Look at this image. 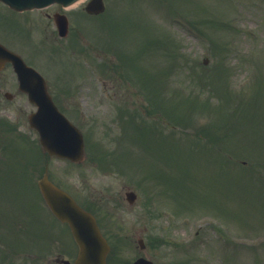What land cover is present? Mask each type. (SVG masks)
Here are the masks:
<instances>
[{
	"label": "rangeland",
	"instance_id": "obj_1",
	"mask_svg": "<svg viewBox=\"0 0 264 264\" xmlns=\"http://www.w3.org/2000/svg\"><path fill=\"white\" fill-rule=\"evenodd\" d=\"M104 2L108 8L104 13L111 12L120 18H111L113 26L104 22V13L96 20L79 18L80 23L85 22L87 26L83 28L87 35L83 37L84 41L100 47L101 44L92 40L93 33H113V40L119 47L117 53L123 54L121 60L127 66L133 69L131 58H135V63L141 69L154 68L155 74L162 75L159 80L168 78V88L171 89L177 85L172 84L169 70L173 63L172 57L179 50L184 64L179 62L180 75L174 80L178 82L181 79L184 89L174 101L176 106V102L183 103L176 110L180 112L179 116H184V122L180 124L188 127L171 131L162 125V129L155 134L159 139L155 143H149L146 135L138 136L133 141L130 166L126 168L132 169L133 175L126 173V170L124 173L117 170L102 172L90 169L87 165H74L56 159L49 161L52 179L59 186L61 183L68 187L80 201L91 200L96 204L100 219L108 221L109 231L121 238L120 247L117 248L121 259L130 260L137 251L141 253L136 246V239L148 236V240L155 242L142 253L150 255L155 264H264V223L260 220L264 217V202L256 207L255 190L238 182L242 177L248 179L256 174L263 181L264 188V0ZM216 16L228 20L230 27L224 32H213L215 37L211 43L207 42L208 39H202L187 21L194 20L200 26L210 28L205 27V31L211 34V27L216 31V26L212 25ZM5 22L10 27L11 24ZM231 22L236 28L232 27ZM99 23L108 27L96 29ZM229 35L235 36L232 45L228 40ZM168 42H172L171 47ZM33 43L37 44L35 41ZM50 45L48 40L40 44L44 55ZM109 54L113 55L112 52ZM88 55L85 57L88 58ZM35 56L44 57L41 53ZM90 58L89 55L88 61L92 65L96 64L90 72L85 63L86 74H91L87 80L91 90L100 88V79L97 78L101 73L105 88L124 89L133 86L100 70L99 61H90ZM203 58H207L206 63H203ZM36 61L40 62V57ZM255 66L259 74L255 73ZM152 77L155 78L154 75ZM163 87L164 82L160 89L162 95ZM199 89V93H205L197 100L195 94ZM225 94L229 96L223 105V115L232 110L238 113L218 118L216 107ZM133 95V98L142 100L141 95ZM166 100H169L168 97ZM26 108L27 112L32 110L28 101ZM101 110L102 114L99 113ZM94 111L99 119L103 115L105 119L107 115H115L114 110L106 109V106L90 112ZM195 114H198L197 119ZM212 122L216 124L211 126ZM201 126H205L206 140L189 139L186 128L191 129L190 134L197 136L200 132L195 130ZM206 126L211 127L208 129ZM97 129L101 130L99 127ZM165 136L166 139L160 140ZM146 175L148 178H144ZM164 179L168 180L169 187L165 185ZM144 187H147V192ZM129 188L137 193L133 207L129 206L124 196L125 190ZM4 190L5 194L15 193L17 198L23 197L25 200L32 194L38 196L36 186L28 182V172L15 185L6 186ZM239 195H252V199L239 198ZM148 199L153 202L155 209H150L155 216L150 215L145 205ZM218 205H224L227 209L223 212L225 222L214 216ZM165 208L179 215L190 214V218L188 221L175 219ZM37 210L49 216L46 207H38ZM160 211L162 215L158 216ZM240 214L247 220H233V215ZM237 218L240 219V216ZM53 223L57 224L59 230L67 232L66 242L74 246L67 227L58 221ZM212 227L222 228L224 234L219 235ZM164 237L178 246L163 242ZM184 239L188 241L183 243ZM179 244L184 248L181 249Z\"/></svg>",
	"mask_w": 264,
	"mask_h": 264
},
{
	"label": "water",
	"instance_id": "obj_2",
	"mask_svg": "<svg viewBox=\"0 0 264 264\" xmlns=\"http://www.w3.org/2000/svg\"><path fill=\"white\" fill-rule=\"evenodd\" d=\"M9 4L17 8L40 6L49 2L58 1L63 4H68L74 0H5ZM101 8V3L96 0L95 11ZM20 67H24L23 64L18 61ZM25 74V73H24ZM23 74V75H24ZM25 79V78H23ZM35 85H40L44 90L42 81L37 74L33 75ZM35 89V87H33ZM31 92V90H30ZM45 95L44 93L40 94ZM35 93L30 95V99L34 100ZM47 101V100H46ZM74 135V138L65 139L70 142L71 146L75 148V151L79 150V144L76 134L70 130ZM46 137V136H45ZM42 137V138H45ZM49 142V141H47ZM47 142L45 140L44 146L47 148ZM65 142V143H67ZM52 149V148H49ZM80 152V150H79ZM41 190L46 199V202L50 206L51 210L61 219L69 223L71 231L75 240L78 243L79 251L75 264H105V254L107 252V245L98 232L93 218L86 212H84L72 198L65 192L52 186L48 181L42 179L40 181ZM134 264H147L144 260H137Z\"/></svg>",
	"mask_w": 264,
	"mask_h": 264
},
{
	"label": "flooded vegetation",
	"instance_id": "obj_3",
	"mask_svg": "<svg viewBox=\"0 0 264 264\" xmlns=\"http://www.w3.org/2000/svg\"><path fill=\"white\" fill-rule=\"evenodd\" d=\"M13 12L14 13L12 14V17H11L12 23L20 24V22L23 23V21H30V22L32 21L33 25L38 26V24L42 22L43 18L48 20L49 23L53 22L52 15L57 11L54 8L49 7L41 11L40 13H29L25 16L18 14L21 12H16V11H13ZM6 17L8 16L6 15ZM3 44L9 49H12L18 52H21L20 49H22V46H23L22 41H21V36L19 35L18 37V35L16 34L12 36L8 35V37H6V41H4ZM2 69H1L2 72L0 74V98L4 96V88L7 86H10L13 82L12 79L15 78V74L13 73L12 67L9 62H6ZM16 86H17V83H16ZM18 93L23 94L22 92H18ZM3 104L4 103L0 100V134L2 135V136L0 135V165L5 163L7 154H9L10 145L13 144V140H15L16 130L19 129L20 119L23 120V112H21L22 108H19V110L17 111L16 117H14L12 122H10L4 116L7 106L6 104L4 105ZM9 124H11L12 127L9 128ZM6 127H8V130L6 129ZM11 129H12V136H13L12 142H10L9 137L6 138V140L3 137L4 134H6L7 132L10 133ZM18 251L19 250H17V252ZM34 256L35 255H33L31 258H34ZM59 256L60 255L58 254L57 249L53 248V245H52V249L40 250L39 254L37 255V258H35L34 260L31 259L29 264H62L59 261L60 260ZM8 264H24V262L20 261L19 258H16V257L14 258L13 256V258L9 260Z\"/></svg>",
	"mask_w": 264,
	"mask_h": 264
},
{
	"label": "trees",
	"instance_id": "obj_4",
	"mask_svg": "<svg viewBox=\"0 0 264 264\" xmlns=\"http://www.w3.org/2000/svg\"><path fill=\"white\" fill-rule=\"evenodd\" d=\"M171 136H172V133H171ZM238 182L246 185L248 188H253L255 190V193H254L255 198L257 199L260 198L264 202L263 181L261 180L260 177H258L256 174H253L252 177H249L248 179H245L244 177H242L241 179H239ZM252 186H255V187H252Z\"/></svg>",
	"mask_w": 264,
	"mask_h": 264
},
{
	"label": "bare ground",
	"instance_id": "obj_5",
	"mask_svg": "<svg viewBox=\"0 0 264 264\" xmlns=\"http://www.w3.org/2000/svg\"><path fill=\"white\" fill-rule=\"evenodd\" d=\"M81 0L77 1V2H80Z\"/></svg>",
	"mask_w": 264,
	"mask_h": 264
}]
</instances>
